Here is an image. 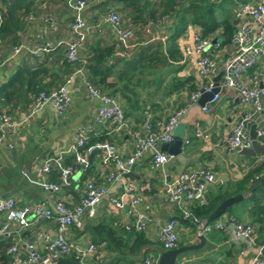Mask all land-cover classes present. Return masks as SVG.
Instances as JSON below:
<instances>
[{"label": "crops", "instance_id": "obj_1", "mask_svg": "<svg viewBox=\"0 0 264 264\" xmlns=\"http://www.w3.org/2000/svg\"><path fill=\"white\" fill-rule=\"evenodd\" d=\"M215 1L221 2L222 0ZM232 1L224 3L226 10L225 13L220 14V18L229 17L237 29L244 20L246 21L243 18H236L237 6L247 1L255 3L264 0H236L235 5H232ZM85 2L87 7L83 15L86 23L92 27V32L78 52L84 63L92 56L93 48L111 47L116 56L108 58L106 64H115V67L119 68L126 58H131L139 49L147 47L151 42H165L173 33V19L170 17H163L156 24L134 27L128 24L126 19L123 20V14L118 11V8L108 4L104 7H108L107 10L98 7L100 2L107 3L106 0H85ZM152 2L155 3L156 0H152ZM48 7L51 12H46ZM109 10L119 12L124 24L130 25L133 31L134 28L139 31V41L134 42V39L137 38L134 34L131 38L132 47L129 50H124L120 46L113 29L102 22L103 16ZM42 18L44 23L42 20L40 21ZM71 19L70 11L62 2L45 0L41 6V16L28 21L23 29L16 34L17 46L22 47L21 51L12 56V47L10 46L0 63V86L7 83L25 67L32 70L46 67L45 73L38 76V79L41 78L45 84L51 85L53 84L52 78H54L55 83L50 86L49 90L61 86L66 78L73 75L72 83L67 86L70 92V104L63 115H58L51 104L35 111L33 109L35 98L33 93L25 92L22 89L16 92L8 105L0 103V106L2 105L0 108L6 110L12 123V128L0 129V199L13 198L18 207L47 202L50 199V193L29 182L28 179H39L36 167L40 166L43 160L48 157L61 154L64 162H67L71 158L68 152L75 142L78 130H87L94 137L104 138L105 141L115 146L120 156L126 157L134 150L136 139L146 134L143 128L144 113L150 114L153 128L156 131H161L163 123L170 115L187 106V111L180 117L173 132V138L176 137L182 141L181 152L175 156L171 155L172 157L161 167L153 166L150 152L143 153L130 173L124 175L121 180L107 185V193L96 207L92 217L85 214L83 228L80 230L69 229L66 239L70 245H77L81 248H85L88 244L95 245V252L86 257L84 264H129L128 259L131 260L134 257L126 259L125 253L113 251L106 247L105 243L93 242L91 229L99 222H107L113 230L119 233L135 230V218L129 211V202L124 196L123 190L127 184L132 183L141 200L139 209L150 218L143 234L151 245L141 250L146 257L157 260L160 252L164 250L160 242V228L171 218L177 221L178 247L196 245L199 243V239L195 225L189 220L181 219L177 209L167 204L163 190L164 184L172 181L178 173L198 167L209 168L215 174L216 180L209 188V196L213 195L218 188H226L240 180L252 167L254 159L229 152L227 140L238 115L250 110V107L241 105L232 89L220 91L217 102L210 105L207 111H203L198 102L189 105L191 97L189 88L193 86L200 90L207 85V80L201 78L197 73L194 65L195 57L184 56V50L190 46L193 35H201V29L198 26L189 25L186 32L177 38L176 49L172 50V53L176 52L174 56L177 58L169 60L166 66L158 67V78L161 80V85L158 88L149 85L141 89V100L144 102L143 110L137 114L126 116L128 127L120 131H113L108 125L97 126L95 116L101 103L88 96L85 85L81 82L82 76L88 78L85 65L83 73L79 74L74 73L78 66L69 64L70 69L68 70L65 66L61 67V62L52 63L53 60L64 54L63 47H58L49 53H42L38 58L32 54L34 49L42 44L51 43L54 45L58 40L71 41L72 36L69 29ZM220 33V31H216L213 37L208 38L217 39L215 36ZM218 44L220 46L218 50L210 51L218 66L212 81L222 70L224 61L233 55L236 49L232 42L221 46L218 41ZM167 46L169 49L170 44ZM263 69L264 58L260 60L257 67L243 75V80L247 81L254 72ZM156 78L151 74L143 76V80L146 82L148 80L151 82ZM259 120L261 121L259 127L264 130V115H261ZM197 125L210 134L209 140L204 141L194 137L193 130ZM263 137L259 139L260 143H264ZM186 139L189 140V144L185 146L183 143ZM161 146L159 145L160 150ZM70 162L69 165H72V160ZM103 172H106V169L102 165L100 155L95 154L88 171L83 172L76 168L70 185L62 192L52 196L64 199L69 205H75L82 196L86 181L90 180L99 185L104 184ZM49 180H56V178L50 175ZM260 185L263 187L256 192L255 201H245L250 195V191H248L244 193L246 195L244 200L235 204L236 217H229L227 213H222L223 215L221 214L218 219L212 220L224 223V221L234 219L251 226L254 235L252 247H248L244 242L237 246L230 242L228 234L213 230L202 234L205 242L200 249L180 254L175 264H249L260 246L257 243L259 225H254L253 217L250 214L255 202L264 196V184ZM113 197H117L122 202L121 208L118 209L111 203ZM30 220L31 224L26 228L15 223L10 225L13 239H20L21 242L34 241L42 249V242L34 237V231L44 228L52 232L54 223L43 220L35 221L34 218ZM4 222V216L0 215V225ZM255 232L257 233L255 234ZM122 235L124 238V234ZM11 242L12 240L7 241L0 238V264H9L8 260L7 262H1V260L4 255H7L6 246ZM71 254L73 253L63 256V259L70 257ZM261 264H264V259Z\"/></svg>", "mask_w": 264, "mask_h": 264}, {"label": "built area", "instance_id": "obj_2", "mask_svg": "<svg viewBox=\"0 0 264 264\" xmlns=\"http://www.w3.org/2000/svg\"><path fill=\"white\" fill-rule=\"evenodd\" d=\"M65 7L70 11L72 17L69 24L71 41L58 40L54 45L51 43L42 44L34 49L32 54L38 58L42 53H49L58 47H63L66 62L78 66L74 73L82 74L85 63L79 57L78 52L92 32V27L86 23L83 15L87 4L85 0H65ZM235 15L236 18L246 19L239 25L232 37V43L236 46L235 52L222 65L224 73L219 81V92L201 107L203 111H207L210 105L217 102L220 91L224 89L234 90L239 103L250 107V110L238 115L231 128L227 140V150L232 153H238L239 150L250 146L249 128L252 124L256 125L257 139L264 136V130L259 127L261 122L259 117L264 115V69L254 72L247 81L243 80V75L257 67L260 60L264 58V1L242 3L237 6ZM1 22L0 10V24ZM102 22L113 29L117 42L124 50H129L132 47L133 28L124 24L116 11L109 10L103 16ZM219 47L218 41L212 43V39L194 34L190 46L184 50L185 57H195L194 65L197 73L201 78L207 80V85L202 88L205 91L212 88L213 81L211 79L218 69L217 61L210 51H216ZM21 49L20 45L14 46L11 55H17ZM72 81L73 75H70L61 86L39 92L34 98L33 109L38 111L45 105L51 104L58 115H63L70 104L71 98L67 86ZM81 82L85 85L88 96L101 103L95 116L96 125H108L113 131L126 129L128 127L127 119L115 99L92 85L86 76H82ZM200 96V90L192 93L189 105L196 103ZM186 111L187 106L170 115L163 123L161 131L153 129L150 114L144 113L143 128L146 134L136 139L134 150L126 157L120 156L115 146L107 141L97 142L83 149L91 132L78 130L75 142L68 152L73 157V165H64V158L61 154L44 159L42 164L36 167L39 179L28 180L50 193V199L47 202L18 207L13 198L0 199V215L5 218V222L0 225V238L7 241L12 240L6 249L10 257L9 264H56L60 257L70 253L75 255L78 264H84L86 257L95 252V245L88 244L85 248L70 245L66 239L68 230L83 228L84 215L92 217L96 207L107 193V185L121 180L124 175L130 173L143 153L150 152L152 154V162L155 167L163 166L172 157L161 151L159 145L170 143L173 140L174 129ZM3 128H12L11 119L5 109L0 110V129ZM193 135L204 141L209 140L210 137V134L198 125L194 128ZM188 144L189 140L186 139L183 145ZM93 153L100 154V160L106 169V172L102 174L104 184L99 185L90 180L86 181L82 196L75 205H69L62 198H54L53 194L62 192L70 185L76 168L83 172L90 168V156ZM252 159H254L252 166L259 164L264 161V153ZM55 169L59 174L58 182L49 180V176ZM215 180V174L209 168L198 167L180 172L172 181L164 184L166 202L177 209L181 219L189 220L195 225L197 236L218 230L228 234L229 240L233 244L240 246L244 242L248 247H252L254 235L251 226L234 219L224 221V223L221 221L207 222L192 214L193 206L206 203L209 188L215 183ZM123 190L124 196L129 202V211L135 218V230L144 232L150 218L139 209L141 200L135 186L129 183ZM111 203L118 209L122 207V202L117 197H113ZM31 218H34L35 221L43 220L54 223L52 232L44 228L34 231V237L42 242V249L34 241L21 242L20 239H13L10 225L15 223L26 228L30 226ZM160 242L164 250L178 247L177 221L174 218L167 220L161 226ZM263 258L264 243L258 247L249 264H261ZM133 264H157V260L145 256Z\"/></svg>", "mask_w": 264, "mask_h": 264}, {"label": "trees", "instance_id": "obj_3", "mask_svg": "<svg viewBox=\"0 0 264 264\" xmlns=\"http://www.w3.org/2000/svg\"><path fill=\"white\" fill-rule=\"evenodd\" d=\"M44 1L0 0L2 17L0 24V63L7 54L9 47L11 46L13 48L17 46V32L21 31L28 21H32V19L38 17ZM48 1L51 2L53 0ZM58 1L65 5V0ZM228 1L230 0H222L221 2H216L215 0H156L155 3L152 0H106L107 3L103 4L100 2L99 8H104L107 4L118 8V11L123 14L128 24L134 27L156 24L163 17H170L173 19V33L165 42H151L147 47L139 49L131 58L123 59L125 61H123L119 68H116L115 64H106L108 58L116 56L111 47L93 48L92 56L85 61V69L87 70L89 82L114 98L125 117L141 112L144 103L141 100V89L149 85H154L156 88L161 85V80L158 78V67L166 66L169 60L177 58L174 56L176 52L172 53V50L176 49L177 38L186 32L189 25L198 26L201 29V36L203 38L213 37L216 31H220L221 33L216 35L215 38L220 41L221 46L228 45L232 42V37L237 30L236 26L229 17L220 18V14L225 13L226 10L224 3ZM235 1L231 2L232 5H235ZM107 8L104 9L107 10ZM119 12L117 13L119 14ZM43 18L40 21L42 20L44 23ZM167 44H170L169 49ZM60 59L61 61H59ZM60 62L62 63L61 67L65 66L68 70L70 69L71 64L69 65L66 62L64 54L52 61V63L57 64ZM45 69L47 68L32 70L31 68L25 67L18 71L7 83L0 86V98H2L0 99V103L2 105H8L20 89L33 93V97H36L41 91H48L50 86H53L55 83L54 78H52L53 84L51 85L48 83L45 84L41 78L38 79V76H42L45 73ZM156 72L157 75H155ZM147 74L154 75L157 78L151 80V82L149 80L146 82L143 80V76ZM196 91L197 89L193 86L189 88L190 95ZM97 142L106 141L104 138L94 137L90 134L83 149ZM95 154L98 155L99 153H93L90 156V163ZM71 160L74 164L73 157L71 156L67 162H64V165H69ZM51 175L56 180L50 181L58 182L59 174L56 169L53 170ZM262 175H264V161L253 165L237 182L228 185L226 188H218L213 195H208L204 205L193 206L191 208L192 214L196 218L206 220L207 222L216 220L221 215L212 220H207V218L223 200L241 193H246L253 186H255V191L245 201H255L256 192L263 187L259 184ZM235 206L233 205L226 209L223 214L227 213L229 217H236ZM250 214L253 217L254 225H259V240L257 243L261 245L264 243V196L255 202V206L252 208ZM122 234H124V238H122ZM91 235L93 242L105 243L109 249L125 253L126 259L128 257H134L131 260L128 259L127 262L129 264L145 258L146 255L141 250L151 245L145 238L143 232L127 230L124 233H119L113 230L107 222H99L94 225L91 229ZM8 246L9 244L6 247L8 248ZM63 258L60 257L57 262L60 264L78 263V260L73 254L70 257ZM7 260L9 263L10 257L8 254L4 255L1 262H7Z\"/></svg>", "mask_w": 264, "mask_h": 264}, {"label": "water", "instance_id": "obj_4", "mask_svg": "<svg viewBox=\"0 0 264 264\" xmlns=\"http://www.w3.org/2000/svg\"><path fill=\"white\" fill-rule=\"evenodd\" d=\"M217 41H218L217 39H213L212 43H216ZM223 73L224 71L221 70L219 74L213 78V86L209 91L200 89L201 96L197 102L201 107L204 106L206 102L211 100L213 96L219 92V81ZM249 140H250V146L248 148H243L239 150L238 151L239 155L254 158L257 155L264 153V143H260L256 137L255 124H252L249 128ZM181 146H182L181 139L179 138L177 139L176 137H174L170 143L162 144L161 151L166 152L172 156H175L181 152ZM259 184H264V178L260 179ZM254 191H255V187H253L250 190V194L253 193ZM245 196L246 195L244 193H241L236 196H232L223 200L208 216L207 220H212L220 216L226 209L243 201ZM198 239H199V243H197L196 245L177 247L175 249L161 251L157 259V264H175L176 259L180 254L184 252L200 249L203 246L205 240L203 235H199Z\"/></svg>", "mask_w": 264, "mask_h": 264}, {"label": "rangeland", "instance_id": "obj_5", "mask_svg": "<svg viewBox=\"0 0 264 264\" xmlns=\"http://www.w3.org/2000/svg\"><path fill=\"white\" fill-rule=\"evenodd\" d=\"M47 11H48V12H51V9L48 7V9L46 10V12H47ZM38 16H41V12L38 14ZM122 16H123V15H122ZM122 18H124V17H122ZM122 18H121V19H122ZM124 20H125V18H124ZM138 33H139V31L136 30V29L134 28L135 38L137 37L136 40L134 39V42H137V41H139V39H140V38H139L140 36H139ZM211 222H213V221H211Z\"/></svg>", "mask_w": 264, "mask_h": 264}]
</instances>
